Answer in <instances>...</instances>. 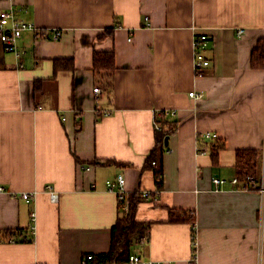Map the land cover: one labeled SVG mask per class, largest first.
<instances>
[{
    "label": "crops",
    "instance_id": "crops-1",
    "mask_svg": "<svg viewBox=\"0 0 264 264\" xmlns=\"http://www.w3.org/2000/svg\"><path fill=\"white\" fill-rule=\"evenodd\" d=\"M7 8L46 34L24 31L19 55L0 43V264H78L108 251L120 206L107 179L119 173L128 195L151 194L136 209L150 224L139 252L161 264H264V194L231 182L238 149L259 152L264 179V67L252 64L264 0H0ZM196 32L211 37L202 74ZM102 50H115L109 89L93 66ZM57 58L75 68L56 70ZM159 110L177 127L157 151L158 190L160 163L146 160ZM206 131L223 142L215 159L200 153ZM213 175L227 181L217 186ZM23 191H36L31 203ZM171 210L194 215L196 248L192 214L172 220ZM31 224L32 240L6 239Z\"/></svg>",
    "mask_w": 264,
    "mask_h": 264
},
{
    "label": "trees",
    "instance_id": "trees-1",
    "mask_svg": "<svg viewBox=\"0 0 264 264\" xmlns=\"http://www.w3.org/2000/svg\"><path fill=\"white\" fill-rule=\"evenodd\" d=\"M113 29H108L107 33ZM105 35V34H104ZM103 35V36H104ZM252 64L255 67H264V38H260L253 49V61ZM93 66L97 76L104 82L107 88H113V78L117 69L115 50H102L95 51L93 55ZM75 68L73 58H57L55 59V69H70ZM81 115V112H78ZM167 110H159L155 113V126H156V147L148 155L146 165L152 164L154 160L159 161V165L155 167V177L157 181L158 190L162 187L163 182V167L161 160H158V148L162 147L165 143L166 136L170 135L176 130L177 121L170 119ZM81 121V120H80ZM78 122V129H79ZM223 146V142L217 141L212 148V157L214 159L218 155L219 149ZM259 152L255 149H238L237 150V166L238 176L241 179L246 178L248 175L257 174ZM153 166V165H152ZM151 194L144 195L143 193H133L129 195V207L130 214L126 215L120 212L115 225L112 227L111 245L108 251L95 253L97 260L100 261H121L125 260L129 254L135 251V246L143 244L142 239L145 237L147 240L149 232V222L139 221L136 219V209L141 197H149ZM120 206V205H119ZM190 214L191 211L189 212ZM171 217L190 218V214L186 211L176 213L171 210ZM192 220H195L194 215L191 216ZM6 239L15 238L16 241H30L29 229H17L15 231H6L4 233ZM28 235V239L24 238ZM146 242V241H145ZM194 248H196L194 231H193Z\"/></svg>",
    "mask_w": 264,
    "mask_h": 264
},
{
    "label": "built area",
    "instance_id": "built-area-1",
    "mask_svg": "<svg viewBox=\"0 0 264 264\" xmlns=\"http://www.w3.org/2000/svg\"><path fill=\"white\" fill-rule=\"evenodd\" d=\"M26 30H32L34 32H38V34H46L45 31L39 30L34 22L24 19L20 17L16 10L13 8L2 9L0 11V43H2L7 50L15 51L17 55L20 54L19 50H17L18 40ZM244 29H238V33L242 34ZM62 30H54L53 37L59 38L62 35ZM211 37L208 33L205 32H196L193 36L192 44L194 50V67L196 73L202 74L211 64V58L207 55L206 51L209 47ZM94 93H96L97 97L103 91L102 86L97 85L94 87ZM191 96L201 97L202 93H197L195 91L190 92ZM107 113V112H106ZM174 114V112H171ZM218 134L216 132H202L200 133L199 140L201 143L200 153L206 154L212 153L213 141H217ZM154 166H157L158 163L156 160L153 162ZM213 182L219 186L224 184L227 180L219 175L212 176ZM231 182L236 184L239 188L244 190H259L262 194H264V179L262 181H258L256 176L248 175L246 178L241 179L238 176H234L231 179ZM126 178L123 173H119L116 178L107 179V185L110 190H113L117 193L120 205V212L126 215L130 214L129 207V195L126 191ZM144 195H148L150 192L142 191ZM36 191H23L20 194V197L27 203H31L35 198ZM50 197L53 201H57L59 197V193L55 191L53 188L50 189ZM36 212L32 211V220H35ZM193 231H194V239L195 244L197 242V222L193 220ZM35 225L31 224L29 226V232H35ZM26 239H28V235H25ZM9 241L15 242V238H10ZM146 238L142 239V242H145ZM33 264H48L45 262H35ZM78 264H161V262L152 259L151 257L143 254L139 251H133L129 254V256L125 260L121 261H100L97 260L95 252H87L84 253Z\"/></svg>",
    "mask_w": 264,
    "mask_h": 264
},
{
    "label": "water",
    "instance_id": "water-1",
    "mask_svg": "<svg viewBox=\"0 0 264 264\" xmlns=\"http://www.w3.org/2000/svg\"><path fill=\"white\" fill-rule=\"evenodd\" d=\"M165 144L168 146L169 145V136H166L165 138Z\"/></svg>",
    "mask_w": 264,
    "mask_h": 264
},
{
    "label": "rangeland",
    "instance_id": "rangeland-1",
    "mask_svg": "<svg viewBox=\"0 0 264 264\" xmlns=\"http://www.w3.org/2000/svg\"><path fill=\"white\" fill-rule=\"evenodd\" d=\"M135 250L138 251V250H137V245L135 246Z\"/></svg>",
    "mask_w": 264,
    "mask_h": 264
}]
</instances>
